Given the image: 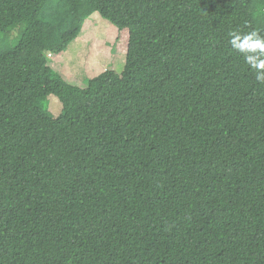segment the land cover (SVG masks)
<instances>
[{
	"label": "trees",
	"instance_id": "1",
	"mask_svg": "<svg viewBox=\"0 0 264 264\" xmlns=\"http://www.w3.org/2000/svg\"><path fill=\"white\" fill-rule=\"evenodd\" d=\"M95 13L125 66L81 88L46 53ZM16 26L0 264H264V83L230 42L264 38V0H0V32Z\"/></svg>",
	"mask_w": 264,
	"mask_h": 264
},
{
	"label": "rangeland",
	"instance_id": "2",
	"mask_svg": "<svg viewBox=\"0 0 264 264\" xmlns=\"http://www.w3.org/2000/svg\"><path fill=\"white\" fill-rule=\"evenodd\" d=\"M20 30L21 27L16 26L5 34L0 32V49L13 47ZM117 37L118 30L95 13L85 21L78 38L64 53H46L48 65L66 82L81 88L107 70L120 74L125 66V58L115 53ZM43 105L53 116H59L62 112V104L55 96H49Z\"/></svg>",
	"mask_w": 264,
	"mask_h": 264
},
{
	"label": "clouds",
	"instance_id": "3",
	"mask_svg": "<svg viewBox=\"0 0 264 264\" xmlns=\"http://www.w3.org/2000/svg\"><path fill=\"white\" fill-rule=\"evenodd\" d=\"M232 46L244 54L245 60L257 69L256 79L264 83V38L258 36L256 32H251L241 37L238 33H230ZM243 38V39H241Z\"/></svg>",
	"mask_w": 264,
	"mask_h": 264
}]
</instances>
